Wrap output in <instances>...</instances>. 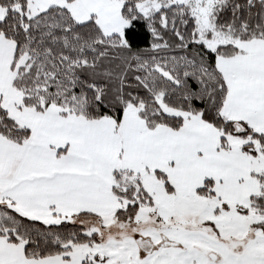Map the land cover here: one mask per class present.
Here are the masks:
<instances>
[{"label": "snow or ice", "instance_id": "6c2138e0", "mask_svg": "<svg viewBox=\"0 0 264 264\" xmlns=\"http://www.w3.org/2000/svg\"><path fill=\"white\" fill-rule=\"evenodd\" d=\"M0 264H264V0H0Z\"/></svg>", "mask_w": 264, "mask_h": 264}]
</instances>
